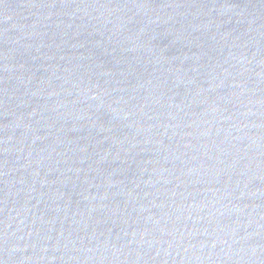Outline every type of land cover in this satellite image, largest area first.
I'll return each mask as SVG.
<instances>
[{
  "label": "water",
  "instance_id": "obj_1",
  "mask_svg": "<svg viewBox=\"0 0 264 264\" xmlns=\"http://www.w3.org/2000/svg\"><path fill=\"white\" fill-rule=\"evenodd\" d=\"M0 264H264V0H0Z\"/></svg>",
  "mask_w": 264,
  "mask_h": 264
}]
</instances>
